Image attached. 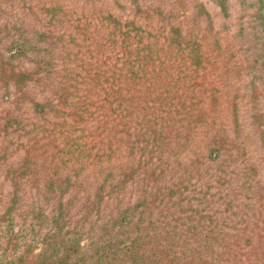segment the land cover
<instances>
[{"label":"trees","instance_id":"1","mask_svg":"<svg viewBox=\"0 0 264 264\" xmlns=\"http://www.w3.org/2000/svg\"><path fill=\"white\" fill-rule=\"evenodd\" d=\"M3 1L0 14L4 13ZM115 3L124 10V5ZM129 3L134 9L130 20L121 21V14L101 10L96 20L102 28L100 37L89 35L88 46L83 48L92 56L97 54L93 45L101 49L112 43L104 61L106 68L92 79H111L130 92L131 99L120 108L125 119H134L144 131L126 130L123 137L114 133L104 140L98 133L80 135L72 144L87 150L88 163L102 166L110 161L122 167L120 152L125 155L124 162L130 159L133 163L125 165V170L118 167L115 174L104 171L102 181L87 189L72 178L80 175L82 166L65 174L62 166L53 165L50 177H43L39 169L35 171L28 162H22L11 170L16 179L10 183V197L0 207V237L4 238L0 256L8 264H264V188L257 187L249 196L255 166L238 161L239 153L245 155V150L221 135L212 146L197 150L198 157L182 164L161 148L165 117L154 115V125L148 127L149 109L161 114L169 106L173 108L168 114L177 107L186 108V129L195 128L207 116L205 111L199 115L191 112L199 102L194 100L196 89L205 83L201 71L210 59L223 54L222 49H232L234 44L230 43L235 42L245 54L247 80L231 95L234 132L237 137L241 131L240 104L245 103L251 110V121H257L258 157L264 163V0H172L174 11H162L157 0ZM236 6L247 15L237 18L238 25L233 20ZM53 15L48 23L54 25ZM214 16L222 20L220 28ZM141 19H147L149 25L137 24ZM153 21L159 24L152 26ZM0 31V43H4L0 46L2 97L8 100L13 90L21 99L31 82L52 72L53 53L65 35L36 32L37 36H29L21 19L3 21ZM208 36L213 41L204 49L203 39ZM40 39L43 45H39ZM144 39L151 40L146 52L138 48ZM226 40L229 43L224 45ZM162 41L167 43L168 59L182 55L184 64L188 61L189 66L182 70L192 69L189 82L181 94L170 93L169 83L167 93L158 95L157 107H149L147 100L137 104L139 96L152 88L144 82L148 75L143 63ZM60 48L63 51L58 54L71 57L66 46ZM23 59L30 65H20ZM230 59V55L224 57V76L232 72L227 63ZM209 97V105L217 103V96ZM35 106L42 112L46 104ZM237 163L244 168L235 186L229 166ZM26 175L29 182L24 184L38 195L28 201L23 198L26 190L20 181ZM134 186L147 188H139L133 197ZM153 240L165 244L154 246ZM38 245L40 250L35 252Z\"/></svg>","mask_w":264,"mask_h":264},{"label":"rangeland","instance_id":"2","mask_svg":"<svg viewBox=\"0 0 264 264\" xmlns=\"http://www.w3.org/2000/svg\"><path fill=\"white\" fill-rule=\"evenodd\" d=\"M91 1L21 0L19 2V0H4L2 3L4 13L0 14V24L3 21L21 19L23 26L27 27L29 36H37L36 32H47L56 33V35L64 34L65 39L58 44L56 53H53L56 55V59L51 60L54 64L52 72L42 74L31 82L27 86L28 90L25 96L19 99L11 90V98L6 100L2 97L4 91L0 88V207L10 197L12 192L10 183L16 179V174L13 176L11 170L25 161L34 167L35 171L39 169V173L43 177H50V167L53 165L62 166L65 174H70L73 168L82 166L80 175L77 178H72L85 184L87 189H91L96 183L102 181L104 171L113 170L115 174L118 167L125 170L133 163V160L130 161V159L124 162L125 155L121 152L118 155L122 167L113 165L110 161L105 162L102 166L88 163L87 150L75 148L72 144L74 139L80 135L98 133L99 137L104 140L105 137L114 133H117L118 137H123L126 130L131 133L144 131L134 119H125L124 112L120 108L125 101L131 99V93L114 84L111 79L108 81H104L103 77L92 79L93 76L95 77V73L106 68L104 61L112 49V43H108L101 49L93 45L92 49L97 51V54L92 56H89L83 48L84 45L88 46L89 35L100 37L102 28L96 20L100 19L98 14L101 10L105 9V11L121 14V21H125L132 19L131 11L134 9L129 3L130 0L115 1L124 5V10H121L113 0ZM157 2V7L162 11L169 9L174 11L172 0H157ZM41 7L49 8L52 12H47ZM240 10L239 6H236L234 10L233 20L236 25H238L237 18L247 17V15H242ZM51 15L54 16L53 19L56 22L54 25L48 23ZM214 20L217 27L220 28L222 20L216 16H214ZM137 24L144 27L149 25V22L147 19H141ZM158 24V21L151 22L152 26ZM0 33L3 32L0 31ZM72 36L76 41L72 39ZM212 41V36L204 38V49L209 48ZM150 43V39H144L138 48L146 52L149 50ZM223 43L225 45L229 43V40ZM3 44L2 41L0 46ZM230 44H234L232 49H229L230 46L227 50L222 49L223 54L210 59V63H206L204 70L201 71L200 77H204L205 83L202 84V88L199 86L196 89L194 100L199 102L195 103L196 106L191 109V112L194 115H199L201 111H205L207 116H204L200 123L190 131L186 129L187 115L189 114L186 108L178 109L177 107V110L171 114L167 112L173 107L167 106L161 114L150 108L151 116H149L148 127L154 125V115L159 114L165 117L163 122L166 127L161 148L165 149L170 158L175 157L182 164H187L188 159L198 157L197 150H204L209 145L212 146V143L221 135L232 139L235 146L239 143V147H242L246 153L245 155L239 153L238 161L242 160L243 163L247 162L248 165L256 167L252 166L254 169L251 177L253 179V190L249 195L251 196L257 187L264 188V163L258 157L257 121H251V110L245 103L240 104L241 125L239 127L241 131L237 137L235 136L230 99L234 89H240L246 84L247 69H244L246 67L244 66L245 54L237 49V43ZM39 45H43L42 39H40ZM62 45L68 48L70 58L67 59L64 55L58 54L63 51L60 48ZM166 47L167 43L162 41L150 60L147 59L143 63L144 72L148 75L144 82L152 88L149 93L139 96L140 100L137 104H142L147 100L149 107H157L158 95L167 93L169 83L172 84L170 93L174 94L178 92L181 94L184 86L188 84L192 69L182 70L186 64L189 66L188 61H185L184 64L182 55L168 59L166 55L169 51L167 52ZM226 55L231 56L227 63L232 72L224 76L223 61ZM41 56L38 54V57ZM15 63L17 64V62ZM19 64L30 65L26 59L21 60ZM139 74L142 75V72ZM174 83L176 85H173ZM213 91H216V94ZM209 95L217 96V103L209 105ZM35 103L46 104L45 109L42 112H37L36 109L39 108L35 106ZM174 103H176V99ZM170 163L177 166L175 161H170ZM125 165L127 166L124 168ZM243 168L240 163L229 166V169L232 170L230 177L235 186ZM20 181L23 184L27 182L28 175L21 178ZM28 187L24 184L26 191L23 193V198L26 201L38 196L37 192L30 191ZM139 188L146 191L147 186H134L132 189L136 190V193L133 194V197L137 196ZM126 194L129 195L128 192ZM239 196L241 197V194ZM171 223H169V228ZM0 233L3 234L2 229H0ZM3 243L4 238L0 237V244ZM164 244L161 240H153L154 246ZM37 247L35 252L40 250V246ZM0 264H8L6 258L0 256Z\"/></svg>","mask_w":264,"mask_h":264}]
</instances>
